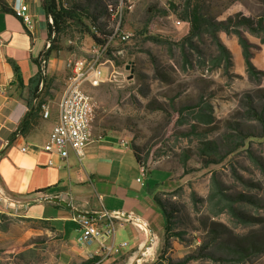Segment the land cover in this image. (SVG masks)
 <instances>
[{"label":"rangeland","instance_id":"1","mask_svg":"<svg viewBox=\"0 0 264 264\" xmlns=\"http://www.w3.org/2000/svg\"><path fill=\"white\" fill-rule=\"evenodd\" d=\"M116 1L60 0L63 7L78 5L89 14H96V6H113ZM123 1L120 27L130 37L125 42L116 41L111 57L102 58L101 61H110L105 64L110 75L108 77V70L102 68L101 78L109 79L97 85L87 81L82 86L94 104L93 131L116 132L129 140L131 146L139 147L143 157H147L143 162L150 171L146 174L147 184L162 191V199L175 210L174 232L180 237L170 239L161 260L158 258L163 248L162 239L154 263L164 262L166 258L179 262L192 255L195 259L188 264H222L218 258H230L226 254L229 240L247 236L258 240L264 234V138L257 122L245 116L247 96H251L257 110L264 111V42L261 36L242 32L251 46V62L262 72L256 80L246 74L235 35L219 33L231 54V65L227 69L224 65L218 68L202 65L204 59L216 55L207 37L197 43L198 54L189 52L191 63L184 66L177 48L170 51L155 41L166 38L176 43L187 35L188 24L177 16L184 0ZM198 2L218 21L239 14L253 20L264 17V0ZM81 18L83 24H90L85 15ZM177 21L180 25L175 24ZM99 22H106L109 27L112 24L106 15L99 17ZM81 31L82 28L70 24L55 37L51 58L60 63L61 71L56 76L45 77L43 97L50 96L52 93L48 90L51 89L58 91L61 98L69 74L67 63L88 60L97 51L91 39ZM151 36L156 39H148ZM156 68L165 76L166 83L155 78ZM201 99L211 108L213 122L209 126L197 125L191 111L185 110L184 118H178L169 108L170 100L179 110L194 107ZM50 100L42 101L48 104ZM192 126L196 131H191ZM231 127L241 129L245 137L242 146L222 142ZM200 140L215 142L220 160L209 158L207 164L198 153ZM216 188L230 199L236 212L252 224H242L227 212L223 203L213 196ZM174 191L177 193L171 196ZM236 198L239 199L234 200ZM3 222L7 229L0 231V264H61L60 258L69 252L68 247L41 224L11 216ZM261 242L264 243V239ZM203 247L206 248L203 254L209 253V258H200ZM225 264L236 263L225 261ZM242 264H264V252Z\"/></svg>","mask_w":264,"mask_h":264},{"label":"crops","instance_id":"2","mask_svg":"<svg viewBox=\"0 0 264 264\" xmlns=\"http://www.w3.org/2000/svg\"><path fill=\"white\" fill-rule=\"evenodd\" d=\"M3 1L11 9L13 0ZM23 2L33 18L30 32L13 14L0 12V214L41 224L57 236L69 249L60 258L61 264L88 260H94L93 264H152L163 239L164 216L154 201L162 191L147 184L146 174L150 171L146 168L141 177L131 143L122 145L127 139L116 132H94L81 161L72 153L61 159L43 151L57 122L60 100V93L51 89L48 91L52 94L43 97L45 82L38 84L33 104L46 105L42 100L50 98L49 116L43 118L41 108L35 106L36 111H30L21 126L38 72L35 62L46 51L47 42L40 1ZM60 71V63L50 55L46 76H56ZM101 210L133 212L146 223L148 232L144 234L131 224L115 223L114 236L105 244L115 247L118 242V247L125 246L108 257L96 241L79 245L81 230L73 217Z\"/></svg>","mask_w":264,"mask_h":264},{"label":"trees","instance_id":"3","mask_svg":"<svg viewBox=\"0 0 264 264\" xmlns=\"http://www.w3.org/2000/svg\"><path fill=\"white\" fill-rule=\"evenodd\" d=\"M39 1L40 7L46 18L47 41H50L51 43L49 48L43 54H41L35 62L38 68V72L35 78V84L30 91V96L26 103L28 112L26 113L21 126H23L26 119L30 117V111H36L35 106L37 107V109H39V107L41 106V104H35V106L33 104V99H35L36 93L38 91V84H40L41 82L43 84L46 77L42 75L43 69L40 62L41 58H43L47 62L48 58L51 55V52L55 50L53 45V43L55 42V37L60 36L69 27L70 24H73L77 27L82 28V34L87 35L95 46L103 47L104 45H106L109 36L113 33L114 20L112 19V15L114 11L117 9L119 4H125L123 0H117L113 6L106 5L102 8H98L96 6L94 8L97 11L96 14H89L85 8H81L78 5H72L68 8L63 7L60 0ZM179 8L180 10L177 13L179 20L187 23L189 26L187 35H185L180 42L176 43L170 42L166 38H160V40H157L153 36L149 37L148 39H156V43L165 45L170 51L177 48L180 52L182 63L185 66L191 63L189 52L198 54L197 43L202 41L204 37H207L209 39V42L215 47L216 55L204 59L202 65L206 63V65H209L211 68H218L224 65V69H227L231 65V54L220 40L219 33H224L227 36L235 35L241 48L242 58L247 76L251 79L256 80L259 75H262V72L257 71L251 62V46L247 39L243 36L242 32L245 31L250 35L256 37L261 36L262 41L264 42V17L253 20L249 17H244L239 14L233 17H228L225 20L218 21L216 20V18L208 15V13L205 11V6L202 5L201 2H198V0H184ZM0 12L13 14L12 10L7 7L6 3L3 0H0ZM84 15L90 20L89 25L83 24L81 17ZM103 15H106L107 20L110 19V22H112L111 27H109V24H107L106 22H99V17ZM112 47L113 44L108 45L106 48L105 56L108 58L111 57L110 55L113 52ZM160 73V70L156 68L155 78L161 82L166 83L165 76ZM169 108L173 113H177V115H179L178 118H184V114L182 113L191 111L190 114H192V119L197 125L209 126L213 122L211 108L209 107L208 103L202 102V99L199 100V103H197L194 107H182L179 110H176V107L173 104V100H170ZM192 110H194V112H192ZM245 116L247 119L257 122L260 127L261 137L264 138V111L262 109H256L255 103L252 101L251 96H247L245 100ZM178 118L176 120H178ZM191 131H196V127L192 126ZM229 131L223 135L222 142L228 144L233 143L235 145H238V147L242 146L245 137L244 135H242L241 129H238V127H231V130ZM199 142V156L204 158L207 161V164H209V158L220 160L218 146L215 142L209 140H200ZM132 151L137 163L144 164V159L147 160V157H143L142 151H140L139 147L132 145ZM185 160L186 158L184 157L183 161ZM211 163L214 162L212 161ZM176 193L177 192L174 191L170 194L171 196H174ZM163 195L164 194H159L154 197V201L161 209L165 220L163 232V248L158 258L161 260L163 259L162 255L170 246V239L180 237V234L178 232H174L175 222L173 220V212H175V210L171 207L170 203H167V201L165 203V201L162 199ZM213 196H216L219 203H223L222 207L227 212H229L233 216H236L238 222L242 224H252L249 219H246L245 217L240 215V213L236 212V210L232 206V203H230V199L226 198L224 196V193H222L219 189H215ZM237 199L239 198H236L234 200ZM0 218L4 221L5 219H7V216L5 214H0ZM3 221H0V231H5L7 229V224ZM263 239L264 234L262 237L258 238V240H256L255 237L251 238L248 236L239 238L237 237L233 240H229L226 244V254L230 258H218V261H220L222 264H225V261L227 263L232 262L236 264L247 263L252 259L259 257V255L264 252V243L261 242ZM205 250L206 248L203 247V252L201 251L200 258H209V253L203 254ZM193 259H195L194 256L189 255L179 262H172L171 260L166 258L164 262H159V260L152 264H188ZM210 259H213V257H210ZM93 262L94 260H88L81 264H93Z\"/></svg>","mask_w":264,"mask_h":264},{"label":"built area","instance_id":"4","mask_svg":"<svg viewBox=\"0 0 264 264\" xmlns=\"http://www.w3.org/2000/svg\"><path fill=\"white\" fill-rule=\"evenodd\" d=\"M11 10L15 12V17L21 21L26 30L29 32L33 30V18L29 13L27 4L23 0H13L11 3ZM122 13V5L119 4L117 9L112 15L114 20L113 33L109 36L106 45L103 47L96 46L97 51L94 52L88 60H76L67 63V70L69 72L66 87L58 102V119L53 125L47 142L43 145V151L56 154L61 159H65L70 153L74 154L78 161L84 157L85 148L93 140V116L94 104L91 97L87 93H78V86H83L85 82H90L92 85H97L109 78H101V69H109L105 64H109L107 59L101 61L105 56L106 48L108 45L117 42H125L129 39L130 34L123 32L120 27ZM180 25V22H175ZM50 46V41L46 42L45 49ZM41 67L43 69V76H46L47 62L41 58ZM42 117L49 116L48 106L42 104L40 106ZM122 145L128 146L129 141L123 140ZM22 152L25 148L21 149ZM145 174V167L140 164V175L143 177ZM140 182V179H137ZM44 199V198H41ZM40 199V200H41ZM49 201L50 199L45 198ZM73 221L79 226L81 234L78 238L79 245H90L93 242H98L100 251L105 257L112 253H117L120 247L106 245L108 239L113 238L115 233V223L122 226L123 224H131L142 233H147L148 228L146 223L133 212L125 211H107L101 210L99 212L87 215H76Z\"/></svg>","mask_w":264,"mask_h":264},{"label":"bare ground","instance_id":"5","mask_svg":"<svg viewBox=\"0 0 264 264\" xmlns=\"http://www.w3.org/2000/svg\"><path fill=\"white\" fill-rule=\"evenodd\" d=\"M14 16H15V12H13ZM78 93H86L83 89L82 86H78Z\"/></svg>","mask_w":264,"mask_h":264}]
</instances>
